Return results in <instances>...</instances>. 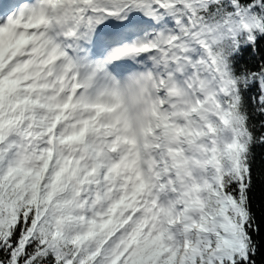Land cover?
<instances>
[{
  "label": "snow or ice",
  "instance_id": "6c2138e0",
  "mask_svg": "<svg viewBox=\"0 0 264 264\" xmlns=\"http://www.w3.org/2000/svg\"><path fill=\"white\" fill-rule=\"evenodd\" d=\"M0 264H264V0H0Z\"/></svg>",
  "mask_w": 264,
  "mask_h": 264
}]
</instances>
